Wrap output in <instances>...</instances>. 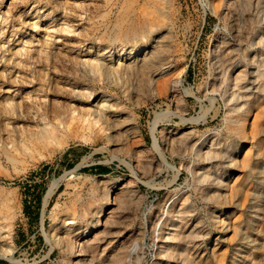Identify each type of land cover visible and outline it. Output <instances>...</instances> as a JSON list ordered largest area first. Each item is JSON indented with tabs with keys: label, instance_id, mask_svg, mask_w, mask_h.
<instances>
[{
	"label": "rangeland",
	"instance_id": "obj_1",
	"mask_svg": "<svg viewBox=\"0 0 264 264\" xmlns=\"http://www.w3.org/2000/svg\"><path fill=\"white\" fill-rule=\"evenodd\" d=\"M257 4L0 0V264H264V89L239 126L220 74L264 59ZM157 23L158 61L126 70Z\"/></svg>",
	"mask_w": 264,
	"mask_h": 264
},
{
	"label": "bare ground",
	"instance_id": "obj_2",
	"mask_svg": "<svg viewBox=\"0 0 264 264\" xmlns=\"http://www.w3.org/2000/svg\"><path fill=\"white\" fill-rule=\"evenodd\" d=\"M258 4H259V7L263 8L264 7V0H258ZM257 4V5H258ZM36 6V4H35ZM258 7V6H257ZM259 9V8H258ZM261 11V10H259ZM258 12V11H257ZM261 13V12H259ZM262 14V13H261ZM260 14V15H261ZM259 15V16H260ZM263 15V14H262ZM263 20V17L262 19ZM260 20V21H261ZM259 21V20H258ZM264 21V20H263ZM262 23V22H260ZM263 24V23H262ZM260 25V24H259ZM259 27V26H258ZM150 33L148 32H144L142 33V38H135L134 39V44L132 45L131 48H129V52H127V48H121V50L119 51V60H125V61H128L126 63H123L121 60L118 62L122 65L124 64V67L125 69L127 70L128 68H136L137 70H141V71H144L145 69L147 68H150L151 66H153L154 64H156V61H158L157 57H158V52H159V49H149L147 50V47H149V43L151 42V40H147L149 37L151 38L152 37V34L153 33H156L157 30L160 29L159 27V24H152L148 27ZM257 32H258V42H256V44H259L261 45L262 43L264 44V26L261 25ZM257 34V33H256ZM255 36V37H257ZM137 37V36H136ZM254 39V38H253ZM154 40V38H153ZM165 40V39H164ZM255 40V39H254ZM255 42L253 41L251 45L255 44ZM144 46V53L141 52V47ZM151 46V45H150ZM255 46V45H254ZM262 46V45H261ZM253 47V46H252ZM258 47V46H257ZM260 47V46H259ZM264 47V46H263ZM158 48V47H156ZM255 49V48H254ZM262 49V48H261ZM164 50V49H162ZM105 51V50H104ZM143 51V50H142ZM258 51V49H257ZM260 51V49H259ZM258 51V52H259ZM100 52V51H99ZM108 52V51H107ZM136 52V53H135ZM162 52V51H161ZM165 52V51H163ZM264 52V50L262 51ZM104 53V52H103ZM135 53L133 56L132 54ZM250 53V52H248ZM228 54V53H227ZM261 54V53H260ZM103 55V54H101ZM105 55V53H104ZM113 55V54H112ZM161 55V54H159ZM230 55V54H229ZM163 56V55H162ZM160 57V56H159ZM246 57V60L243 62H240V64L238 65H233V62L230 61V59H227V58H224V59H220L221 60V73L223 75V81H224V84L227 88L226 91V95H227V100L229 101L230 103V106H229V113L231 115H233V117L231 118V120L241 126V122H242V118L239 117L238 115L240 116H247L249 115V109H250V103L252 101V97H257V93L255 92H252V85H255L254 83H256V87L258 89L262 88L264 89V59L262 58V60L259 59V55L255 52H251V54H248L245 56ZM244 57V58H245ZM261 57V56H260ZM134 58V59H133ZM162 59V58H161ZM160 60V59H159ZM236 60V59H235ZM234 61V60H233ZM241 61V60H239ZM238 62V61H236ZM105 62H102L100 61L98 63V65H94L93 66V71H95L96 69H99L103 66ZM119 64V65H120ZM164 65V64H163ZM237 66L240 67V69L238 70V72H236V68ZM242 66V68H241ZM123 67V68H124ZM252 76V77H251ZM253 79V82H248L249 79ZM254 87V86H253ZM254 89V88H253ZM231 90V91H230ZM230 91V92H229ZM229 92V93H228ZM260 95V94H258ZM262 95V94H261ZM262 97V96H261ZM102 99V98H101ZM99 100V107L94 109V113L99 115V114H103L102 113V110H99L100 108L103 109L104 107V103L102 102V100ZM226 99V98H225ZM256 99V98H255ZM259 100V99H258ZM257 101V99H256ZM228 103V104H229ZM254 104V103H253ZM75 113V112H74ZM237 116H236V115ZM74 115V114H73ZM97 117V116H95ZM75 118V116H74ZM93 119V118H92ZM96 119V118H95ZM99 119L101 120V118L98 117V119L95 120V123H97L99 121ZM72 120L73 117H72ZM94 120V119H93ZM104 120V119H103ZM88 121V119L86 120ZM103 122V121H102ZM106 122V121H105ZM89 126H91V122L89 121ZM94 124V123H92ZM234 126V125H233ZM239 128V127H238ZM214 140V139H213ZM215 142V141H214ZM155 147L157 149L160 150V143L157 141V139L155 138V143H154ZM206 145V144H205ZM218 146V145H217ZM216 146V147H217ZM205 147V146H204ZM215 147V144L212 143L208 146H206L205 148H201L198 152L200 153L201 156H206V157H209V156H213V155H219L221 154L220 153V149H218V147L216 148ZM239 149V148H238ZM231 157V156H230ZM210 158V157H209ZM211 170V169H210ZM199 174V172H198ZM197 174V175H198ZM210 176V173L208 171H204L202 172V177L207 179L208 177ZM196 177V176H195ZM199 177V176H198ZM214 177V175L212 176V178ZM197 178V177H196ZM210 178V179H212ZM202 181V180H201ZM206 181V180H205ZM209 181V180H207ZM206 181V182H207ZM111 189H109L107 192L110 193ZM261 195V194H260ZM214 196V195H213ZM260 197V196H259ZM107 199L109 200L110 199V194L107 195ZM261 200V199H259ZM185 201V200H184ZM258 203V202H257ZM183 204V203H182ZM190 205V204H189ZM190 206H188L187 208H189ZM178 212L180 214H183L185 212V210H182L181 208L178 210ZM110 213H114V210H110L108 211V214ZM95 214L97 215L96 217V221L97 222H100L102 221L101 220V217L103 215V208H99ZM174 219V218H173ZM73 223V222H71ZM175 220H171L170 223H169V231H167L166 233H160V238H161V249H165L167 247H170L169 245L171 244L170 241H172L173 239L177 238L178 237V234H179V231H176L173 229V225H175ZM182 225V224H181ZM186 228H187V225H186ZM165 232V230H164ZM86 233V232H85ZM181 234V232H180ZM189 234V233H188ZM194 234V233H193ZM198 235V234H197ZM58 236V235H57ZM182 236V235H181ZM188 236V235H187ZM67 237H70V234L69 235H65L64 237H61L60 235L58 236L57 240L59 241V243H65V239H67ZM87 237V235L85 236ZM189 237V236H188ZM182 238V237H181ZM91 241L90 239H87L85 240L84 242H89ZM84 242L81 244V241H79L78 245H79V251H83L82 250V246L84 245ZM160 249V248H159ZM168 250H171V247L168 248ZM162 252V251H161ZM164 252V251H163ZM186 254V253H185ZM164 258V257H163ZM162 258V259H163ZM166 259V257H165ZM166 264V263H165Z\"/></svg>",
	"mask_w": 264,
	"mask_h": 264
},
{
	"label": "trees",
	"instance_id": "obj_3",
	"mask_svg": "<svg viewBox=\"0 0 264 264\" xmlns=\"http://www.w3.org/2000/svg\"><path fill=\"white\" fill-rule=\"evenodd\" d=\"M103 170V169H102Z\"/></svg>",
	"mask_w": 264,
	"mask_h": 264
}]
</instances>
